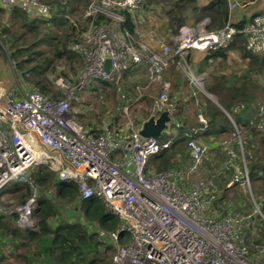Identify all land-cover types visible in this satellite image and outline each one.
I'll list each match as a JSON object with an SVG mask.
<instances>
[{"label": "built area", "instance_id": "built-area-1", "mask_svg": "<svg viewBox=\"0 0 264 264\" xmlns=\"http://www.w3.org/2000/svg\"><path fill=\"white\" fill-rule=\"evenodd\" d=\"M146 1L87 0L83 17L92 22L75 46L83 56V68L73 79L53 78L59 99L40 94L23 76L16 75L11 63L17 84L12 88L0 86V194L12 184L29 185L31 170L45 166L59 181L76 186L78 200L99 197L104 210L118 220L116 231L110 235L115 249L109 264H263L243 243L239 222L248 217H216L211 212L220 175L233 174L227 187L238 178L249 186L237 132L220 141L223 160L219 167L192 181L207 146L189 140L187 166L148 172L147 162L167 143L159 145L156 138H142V126L135 128L132 122L126 134L123 129L114 133L108 126H103L99 136L89 134L71 107L78 94L95 83H117L129 69L143 66L149 83L159 87L153 103L157 117L164 110L170 113V83L164 73L172 63L190 86L199 89L204 79L190 66L192 52L225 49L240 35L247 51L264 55V14L254 16L240 29L230 22L214 31L183 26L171 45L151 48L121 28L122 12L133 13ZM225 1L228 16L240 7L238 0ZM0 4L6 9L19 8L37 20L48 18L52 12V7L41 0H0ZM98 17L107 23L94 24ZM106 61L108 71L104 69ZM136 90L137 101L142 88L136 86ZM117 153L127 154L129 162L122 157L116 159ZM31 187L33 192L26 202L0 209L3 216L16 217L18 228H33L35 224L31 216L38 207V194ZM252 203L262 217L260 203ZM121 234L128 238L125 244L118 242Z\"/></svg>", "mask_w": 264, "mask_h": 264}, {"label": "trees", "instance_id": "trees-1", "mask_svg": "<svg viewBox=\"0 0 264 264\" xmlns=\"http://www.w3.org/2000/svg\"><path fill=\"white\" fill-rule=\"evenodd\" d=\"M41 1L52 7V12L46 19H31L19 8H10L9 12H6L0 7V49L1 44L9 45L8 50H10L6 58L13 64L16 75L23 76L25 81L43 96L59 99L61 95L53 86V78L66 77V74L59 72L55 75L57 67L61 61H64L67 64L78 63L81 69L83 68V56L75 49V46L81 41L82 35L92 21L90 18L83 17L87 0ZM204 1V4H199L198 0H147L133 13L122 12L124 21L121 28L140 41L137 28L141 18H148L156 7H159L165 17L163 24L156 31H163V37L167 40L174 37L188 21L197 24L207 19L208 24L205 28L208 31L223 28L228 22L229 15L226 1ZM238 1L243 7L256 0ZM69 6L74 7L73 10L81 7V13L67 11ZM253 17L247 20L242 18L232 26L240 29L251 22ZM93 23L101 24L107 21L103 17H98ZM152 30L156 33L155 29ZM230 52H235L242 62L246 61V69L240 75H237V72L225 73ZM208 60H220L222 73L220 76L213 77L211 84L205 82L202 95L197 88L188 84L185 77L168 79L171 84L168 93L171 121L167 129L157 138L159 145L167 143L168 146L161 148L149 159L147 171L163 172L182 168L185 159H189L187 152L189 140L207 147L211 143L215 144L223 160L219 143L234 134L233 125H235L238 131L244 134L242 146L251 190L260 197L264 193V84L262 79L264 78V55L247 51L242 36L236 35L227 48L205 52L203 66L207 65ZM189 63H193L190 57ZM170 66L174 71L175 64L172 63ZM134 72L135 68L129 69L123 74V78L132 80ZM72 73L77 72L73 70ZM96 84L99 87L95 90L110 88L114 85L106 82ZM174 90L175 98L171 93ZM205 94L214 96L216 101L213 102ZM260 108H263L262 112ZM120 113L122 114L123 111L120 110ZM158 114L154 113L152 106L151 111L144 112V116L138 122H132L133 126L139 128L150 117ZM200 116L203 122L200 121ZM82 117V114L77 115L78 119ZM113 117L104 126L118 133L122 126L115 124L118 116ZM86 123L82 122L89 134L99 136L103 132V125L100 129L93 127L90 120ZM235 150L238 151L237 147ZM229 175H220L217 180V194L211 208V212H214L216 217L234 215L236 213L232 212L234 205L240 204V200L235 201L234 205L232 202H225L227 193L237 189L242 182L237 180L227 187L229 180L227 181L226 176ZM29 179V185L12 184L11 189L4 190L5 192H1V195L12 194L22 204L32 195L31 186H34L38 194L39 208L33 211L31 217L33 220L36 218L37 226L35 229L18 228L15 225V216H10L11 218L5 221V217L9 216L0 214V248L1 251L8 249L9 254L11 252L8 257L0 253V264L9 259L12 261L10 264H105L111 246L103 239L110 238V235L116 231L118 220L104 210L100 198L92 196L89 199L78 200L76 186L73 183L58 181L55 172L45 166L33 168ZM257 183L260 189L257 188ZM51 189L55 190L54 196H49ZM243 201L245 204H242L240 210L237 208L240 211L238 216L248 218L239 222L240 233L250 253H255L252 247L259 245L264 238V198L260 201L262 217L257 213L252 216L249 212H245L250 209V202ZM56 202L73 206L74 213H71L73 218L66 219L65 215L59 218ZM92 227L95 228L92 229ZM256 236L261 239L254 240ZM127 239L125 234H121L118 242L125 244Z\"/></svg>", "mask_w": 264, "mask_h": 264}, {"label": "rangeland", "instance_id": "rangeland-1", "mask_svg": "<svg viewBox=\"0 0 264 264\" xmlns=\"http://www.w3.org/2000/svg\"><path fill=\"white\" fill-rule=\"evenodd\" d=\"M152 14L157 17L162 16V13H160V9L157 10L156 8H154V10L152 11ZM157 23L158 21L155 22L153 18L142 17L141 22L139 23V26L137 28L138 38L144 42H147L151 48H155V45H154L156 41L154 37L155 34L158 33L159 35H162V36L164 34L163 31L161 32L156 31V29L160 28V25H158ZM188 23L186 26H189L191 28H195L196 26H202L203 28H205L206 26V22H202L199 24H194V23L188 24ZM152 29H155L156 33ZM169 41H170L169 39L160 40V43H161L160 45H165V44L171 45V42ZM8 46H9L8 44H5V45L1 44L0 73L3 74L5 72L6 76L9 75V76H13L14 78V75L11 70V62L8 60V58H6V55L9 53V50H10V49L8 50L9 48ZM199 55L200 54L192 53V55L190 56V59L193 60L195 56H199ZM228 55L230 57V60L233 61V63H231L230 66H228V72H239L240 73L242 70H244V66H243V64H245L244 62L241 63V61H239L238 59L237 60L233 59L235 56L233 55L232 52L228 53ZM200 63L201 62H197V65H199ZM190 66L192 70L194 71L195 75H200V73L197 70V66L194 65V62L190 64ZM57 68L58 69L55 75H57L59 72H62L66 74V78H70V79H73L75 75L80 70H82L78 63L73 62V63L67 64L64 61H61ZM172 68L173 67L170 66L164 73V79L166 81H168L169 78L174 79L176 77L179 79V77H185L183 72L180 69H178L176 66L174 68V71L172 70ZM73 70L77 73L73 74L72 73ZM262 79H263V84H264V78ZM168 82L170 83V81ZM205 82L206 80L204 77L203 85L205 84ZM12 83L15 85L17 84L15 80L13 81L11 80L7 84L8 86L7 88H12L13 86H15V85L12 86ZM18 85L20 86L21 83L19 82ZM173 85L175 86V83ZM203 85L202 87H199V89H197L199 93H201L200 95L204 93ZM136 86H140L142 88L141 96L137 101H136V98H137L138 92L136 90ZM98 87L99 85L95 83L92 87L86 90H83L82 92L78 94L75 101L71 104L72 109L75 112L80 111L79 113L82 114L83 116L82 118H79L78 120L81 123L82 122L85 123L87 122V120H90L91 122H94L98 124L99 126H101L102 123H107V121L112 116H114L113 118L118 116L116 117L117 123L115 124H117V126H122L120 129H123L124 134L127 133L126 129L130 125L129 122H133V123H135V121L138 122L140 118L144 116V112L151 111V107L153 106V103L155 101L154 100L155 95H157L159 92V87L153 83H149L148 78L145 83H141V84H137V83L134 84L132 80L130 79L125 80L123 78V80H119L117 83H114V85H111L110 88H106V89L100 88L98 90H95V88H98ZM170 89H171V84H170ZM206 96H208V94H206ZM208 97H210L214 102L216 101L214 96L209 95ZM263 98H264V94H263ZM124 107H128L126 112L124 110ZM120 110L123 111L122 113L123 117H122V114L120 113ZM126 125L128 126L126 127ZM236 132H237V135H239L241 141H243L244 134L238 131L237 128L234 133ZM120 137L121 136H118L117 139H119ZM115 157L117 159V158H121L122 156L119 153H117L115 154ZM221 162H222V155L218 151V148L216 147L215 144L214 145L212 143L209 144L208 151L203 158V163L199 167L197 173L194 174V176L192 177V181H196L200 178L207 176L209 172L218 168ZM189 163H190V159H185L184 165L182 167L187 166ZM150 167L153 169L152 166ZM232 176L233 174L226 176L227 181L230 180ZM240 180L242 181V179L238 178V181ZM9 188L10 186H8L5 190ZM257 188L260 189L258 183H257ZM54 192H55L54 189L49 190V196H54ZM253 192L255 193L254 190L253 191L251 190L250 183H249V186H247L242 181L240 182V185L237 189H233L227 193L225 202H232V204L234 205L235 201L240 200L239 206L234 205V210L232 212H236V213L232 216L238 215V213L240 212L238 211V209L242 206V204H245L243 200H249L248 202H250V209L247 211L245 210L243 211L249 212V214H251L252 216L253 214L256 213L255 207L252 202L254 200L259 204L262 198H264V193L260 195V197H257L258 195L254 194ZM46 198L48 199V197ZM248 202L247 204H249ZM17 204H19V200L14 195L8 194V193L2 194V195L0 194V209L1 210H5ZM56 204L58 205V214L60 215L58 216L59 218L63 217L64 215L66 219L73 218L71 216V211H73V207L69 206L68 204L62 203V202H56ZM10 218H11L10 216L5 217V221H8ZM34 220L37 223L36 218H34ZM36 223L33 225V228L36 225ZM256 239H261V237L257 238L256 236L254 240ZM103 240L105 243L111 246L110 247L111 250H109V252L107 253V258L105 260V264H107V262L109 264L110 263L109 261L111 260V256L115 249V243L112 241L111 238H106ZM251 244H253V242H251ZM99 248L101 249L102 247H99ZM261 249H264V238H262V242L259 245H254L252 247L253 252H255L254 254L258 255L260 257L261 262L264 264V252H261V253L257 252V251H260ZM0 253L2 255L4 253V255L7 257L10 256L11 254V252L10 254L8 253V249H2L1 251V248H0ZM11 262L12 261L9 259L8 261H5V262L3 261L2 264H10Z\"/></svg>", "mask_w": 264, "mask_h": 264}, {"label": "crops", "instance_id": "crops-1", "mask_svg": "<svg viewBox=\"0 0 264 264\" xmlns=\"http://www.w3.org/2000/svg\"><path fill=\"white\" fill-rule=\"evenodd\" d=\"M199 1V4H204L205 3V1L204 0H198ZM0 7L1 8H3L2 6H1V4H0ZM73 8L74 7H68L67 8V11L68 10H73ZM6 12H9V10L8 9H6V8H3ZM156 9L157 10H159V7H156ZM83 10V9H82ZM73 11H78V12H80L81 13V7H78L76 10H73ZM160 13H162L161 11H160ZM261 14H264V0H256L255 2H252V3H249V4H247L246 6H240L238 9H236L234 12H232V13H230V16H228V22H230L231 24H233V23H235V22H237L238 20H240V19H242V18H244V19H250V18H252L253 16H256V15H261ZM31 19H33L32 17H30ZM149 18H153V20H155V22H157L158 21V25H160V27H161V25L163 24V21L165 20V17L163 16V13H162V16H155V15H153L152 13L149 15ZM35 19V18H34ZM161 19H163V20H161ZM188 22H190V23H193L192 21H188ZM187 22V23H188ZM202 22H206V24H208V20L207 19H204L203 21H201L200 23H202ZM187 23L184 25V26H186L187 25ZM190 23H188V24H190ZM197 24H199V23H197ZM48 25H51V24H48ZM183 27V26H182ZM59 33H60V31H59ZM155 49H157V47L158 46H160V40H163V39H165L162 35H159V34H155ZM170 41L169 42H171V44L173 43V37L172 38H170L169 39ZM192 53H196V54H200L199 56H195V58L192 60L193 62H194V65H196L197 66V70H198V72L200 73V74H202L203 75V79H204V77H205V80H206V82L208 83H212L213 82V77H217V76H220V73H222L221 71H220V60H208V63H207V65L205 66H203V64H202V60H204V53H201V52H192ZM192 53L190 54V56L192 55ZM233 53V55L235 56L233 59H238L239 61H241V63H242V60L239 58V56L235 53V52H232ZM197 62H201L200 63V66L198 67V65H197ZM238 62V61H237ZM231 63H233V61H231L230 60V57L228 56L227 57V61H226V70H225V73H231V72H228V66H230V64ZM245 64H243V66H244V70H242L240 73L239 72H237L236 74L237 75H240L242 72H244L245 71V69H246V61L244 62ZM203 66V67H202ZM204 68V69H203ZM1 74V73H0ZM147 78H148V74H147V71L145 70V68L143 67V66H140V67H137V68H135V72H134V75H133V78H131L132 79V82L134 83V84H141V83H145L146 81H147ZM13 81L14 80V78H13V76H6V74H5V72L3 73V74H1L0 75V86H4V87H8L7 86V84L10 82V81ZM13 85H15V84H13L12 83V86ZM171 93H173V97L175 98L176 97V91L175 92H171ZM205 96H206V94H205ZM208 96H209V94H208ZM208 96H206V97H208ZM155 97H156V95H155ZM210 100H212L210 97H208ZM155 99V98H154ZM178 100H180V97H178ZM213 101V100H212ZM214 102V101H213ZM80 112V111H79ZM79 112H75V114H76V116L78 115V114H80ZM84 124H87L86 122L84 123ZM91 124H92V126L93 127H96V128H100L101 129V127L98 125V124H96V123H94V122H91ZM102 125L104 126V123H102ZM142 125H143V123H142ZM141 125V126H142ZM87 126V125H86ZM88 126H90V125H88ZM91 127V126H90ZM120 155L122 156V158L124 159V161L125 162H129V160H130V158H129V156L127 155V154H125V153H120ZM59 181V180H58ZM8 190V189H7ZM47 197V196H46ZM71 207H73V206H71ZM39 208V206L38 207H36V209L34 210V211H36L37 209ZM71 213H74L73 211H71ZM71 216H72V214H71ZM73 217V216H72ZM34 222L36 223V221L34 220ZM36 226H37V223H36V225L34 226V228H32V229H35L36 228ZM95 228V227H94ZM93 227H92V229H94Z\"/></svg>", "mask_w": 264, "mask_h": 264}, {"label": "water", "instance_id": "water-1", "mask_svg": "<svg viewBox=\"0 0 264 264\" xmlns=\"http://www.w3.org/2000/svg\"><path fill=\"white\" fill-rule=\"evenodd\" d=\"M105 71L109 69V61L104 64ZM171 121L170 113L168 110H164L159 116L150 117L145 121L139 131V136L142 138H159L161 133L167 129L168 124Z\"/></svg>", "mask_w": 264, "mask_h": 264}]
</instances>
